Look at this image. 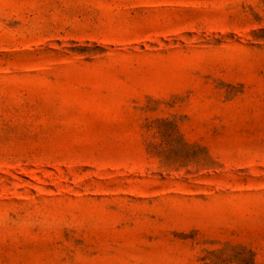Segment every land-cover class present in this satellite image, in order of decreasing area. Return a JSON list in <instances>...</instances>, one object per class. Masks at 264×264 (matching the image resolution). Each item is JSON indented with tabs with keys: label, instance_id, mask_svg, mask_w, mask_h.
I'll return each instance as SVG.
<instances>
[{
	"label": "rangeland",
	"instance_id": "1",
	"mask_svg": "<svg viewBox=\"0 0 264 264\" xmlns=\"http://www.w3.org/2000/svg\"><path fill=\"white\" fill-rule=\"evenodd\" d=\"M0 264H264V0H0Z\"/></svg>",
	"mask_w": 264,
	"mask_h": 264
}]
</instances>
